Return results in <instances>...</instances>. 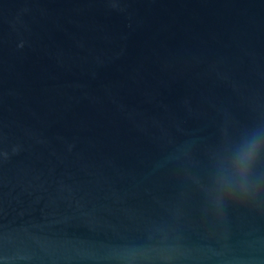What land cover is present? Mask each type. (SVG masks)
<instances>
[{"label": "water", "instance_id": "1", "mask_svg": "<svg viewBox=\"0 0 264 264\" xmlns=\"http://www.w3.org/2000/svg\"><path fill=\"white\" fill-rule=\"evenodd\" d=\"M0 264H264V0H0Z\"/></svg>", "mask_w": 264, "mask_h": 264}]
</instances>
